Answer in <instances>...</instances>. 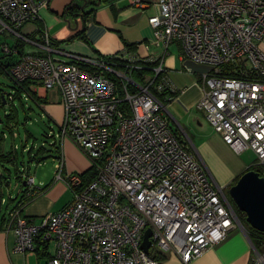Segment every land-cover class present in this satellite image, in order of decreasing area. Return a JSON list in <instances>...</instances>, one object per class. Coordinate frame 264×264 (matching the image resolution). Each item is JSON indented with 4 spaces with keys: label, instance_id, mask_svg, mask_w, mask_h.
<instances>
[{
    "label": "built area",
    "instance_id": "built-area-1",
    "mask_svg": "<svg viewBox=\"0 0 264 264\" xmlns=\"http://www.w3.org/2000/svg\"><path fill=\"white\" fill-rule=\"evenodd\" d=\"M49 1L0 0V34L8 29L15 41L45 50L24 51L9 73L17 82L32 80L58 90L60 131L90 158L96 173L89 180L63 173L60 159L54 177L73 198L38 222L21 214L24 199L42 190L34 174H26L23 196L4 219L15 235V250L33 252L40 238L53 247L45 264H163L156 255L167 250L189 263L232 230L245 231L226 188L215 183L163 114L156 93L167 92L170 99L175 91L165 80L163 60L148 58L158 61L153 72L159 81L147 77L139 84L126 71L136 67L134 58L115 55L127 61L126 70L119 71L115 61L54 48L46 28L38 41L21 34L26 22L41 19ZM156 5L148 18L152 43L165 53L177 44L185 57L207 66L197 107L224 143L237 153L252 149L264 167V53L258 46L264 37V0H158ZM6 38L0 50L12 54L15 44ZM147 228L146 252L141 243ZM256 257L261 263L263 256Z\"/></svg>",
    "mask_w": 264,
    "mask_h": 264
},
{
    "label": "crops",
    "instance_id": "crops-1",
    "mask_svg": "<svg viewBox=\"0 0 264 264\" xmlns=\"http://www.w3.org/2000/svg\"><path fill=\"white\" fill-rule=\"evenodd\" d=\"M157 1L139 0V4H134L131 0H94L92 3L83 4V0H56V2L50 0L46 8L48 11L43 9L41 19L34 23L40 24L41 29L46 28L52 46L60 51L91 58L118 54L142 61H146L148 58L162 59L165 80L175 90L170 99L165 97L162 110L170 126L180 138L187 142L208 171L209 166L213 167V165L214 169L223 167L230 170L228 164L218 159V155L223 151L230 150L228 145L224 143L217 132L211 130L204 133L203 125L205 123L201 121L199 114L202 111L197 107V101L201 96V74L207 70V66L185 57L177 44L170 45L165 53L163 48L155 46L151 41L152 27L148 23V18L157 12ZM77 5H83V8L79 9ZM60 17L61 19H59ZM23 27L20 29L21 34L36 41L40 39L41 30L38 25L37 38L22 33ZM6 41L10 43L8 37ZM33 45L35 48L23 49V52L45 54L44 49ZM258 46L264 53V37L259 41ZM20 55L16 54V58L19 59ZM53 56L66 58L60 53H53ZM9 61L13 60L9 59ZM9 61L8 59L7 61L6 59L1 60L2 63H9ZM29 89L35 90L40 97L38 99L41 103L37 101L36 103L43 111L42 115L48 122L47 127L54 134L51 142L55 141V146L50 152L53 153V157L50 155L48 158L50 163L45 165L47 168H42L40 173L39 171L34 173L35 184L42 190L21 208L23 216L30 218L33 222H38L42 215L61 210L73 198L72 191L65 183L54 177L59 160L62 161L63 173L80 174L90 168L91 160L69 136L60 131L63 106L58 90L56 88L45 90L34 82H30ZM3 152H7V150L1 148L0 153ZM2 170L0 169V171ZM44 171L45 173H43ZM212 172L214 171L212 170ZM238 175L232 180H220L216 175L214 179L218 184L229 186ZM5 183H7V179L2 180L1 190ZM25 186L22 185L23 188L20 190L22 194ZM62 195L64 199L61 198ZM4 203L6 204V196L3 194L0 199V264H45L53 253L50 243H46L45 247L33 252L15 250V235L4 226V218L9 208L8 206L3 209ZM256 255L257 253L245 231L232 230L221 242L208 248L189 263L182 262L172 250L164 251V258L161 261L163 264H264L263 261L256 262Z\"/></svg>",
    "mask_w": 264,
    "mask_h": 264
},
{
    "label": "rangeland",
    "instance_id": "rangeland-1",
    "mask_svg": "<svg viewBox=\"0 0 264 264\" xmlns=\"http://www.w3.org/2000/svg\"><path fill=\"white\" fill-rule=\"evenodd\" d=\"M53 2H56V0H53ZM44 10L48 11V9L46 8ZM50 14L54 15L53 13ZM59 19H61V17ZM23 26L24 27L21 30L22 33L29 34L37 38L38 36L37 25L34 22H26ZM8 31L9 30L6 29L3 34H0V41L3 40V35H6L10 39V46H13L15 42V38L11 36ZM33 48H35V46L32 43L28 41L25 42L24 49H33ZM0 57H3V60L6 59V61L7 59L11 58V56H7V55L4 56V53L1 50H0ZM119 71H124V70L119 69ZM147 77L148 74L144 76V79ZM14 87H15V83L10 78L9 75L0 74V90L2 92H11ZM21 99L24 109L17 108L18 115L17 117H13L12 121L10 122L17 121L18 124L16 125L12 123L13 125H15L12 130L7 128L11 125V123L8 124L9 122L7 120V117H5L6 116L5 114L10 113L11 107L8 104L0 106V117L2 119V121H0V151L1 148H4L7 151L12 150L13 153L16 154L17 166L19 169L18 174H20V176L24 180L26 174H34L37 171H39L40 173L42 168H47L45 165L50 163V160L48 159L49 158L48 154L51 156L53 155V153H48V150H50L51 152L53 148L49 145L51 137L47 136V133L50 132L51 129L47 127L48 122L46 121L45 117H43L42 115L43 111L41 107L36 102H34L32 98H30L29 96H27V98L25 99L24 97ZM15 103H17V99ZM199 114L202 119L201 121L205 123V125H203L204 133H207L211 130L214 131L212 125L208 122L205 116H203L204 114L202 113ZM11 131H13V133H11ZM2 136H4V138ZM228 149L230 150L223 151L220 155H218V159L223 160L226 164H228L230 170L224 169L223 167H215L214 169L213 168L214 165L213 167L209 166V171L211 170V172L208 171L209 175L213 178V180L218 186L225 188L227 187L226 185H222L220 183L218 184V182L214 179L216 178V176L220 180L222 179L232 180L235 178L236 175L240 174L248 166H250V168L247 170L256 169L258 170V172L264 171V167L258 164L256 154L252 149L248 148L239 153L233 151L230 147ZM45 156L47 157L44 158L43 160H40ZM51 159H55V158H51ZM205 163L207 164L206 161ZM7 167L10 169V177L6 178L7 183L3 184L2 186V192L6 196V204L4 203L2 205L3 209H5L8 206L11 209L13 206H15L17 200L20 198L22 194L20 192L21 190L20 182H18L15 177L14 165L11 163H7ZM212 170L214 172H212ZM1 173L6 174V172L3 170L1 171ZM43 173H45V171ZM220 180L219 182H222ZM226 189H225V194L228 202L230 203V205L234 204L231 198L227 195L228 189L227 190ZM61 198L64 199L63 195L61 196ZM235 230H242V229L239 227L238 229ZM262 258H264V255Z\"/></svg>",
    "mask_w": 264,
    "mask_h": 264
},
{
    "label": "trees",
    "instance_id": "trees-1",
    "mask_svg": "<svg viewBox=\"0 0 264 264\" xmlns=\"http://www.w3.org/2000/svg\"><path fill=\"white\" fill-rule=\"evenodd\" d=\"M37 25H38V28L41 30L40 24H37ZM14 44H15L16 51L14 53H12V54H14L15 56H13L12 54H7V53H4L3 52L4 53V56L5 55L11 56V58H9V59L10 60H13V61L10 62L9 59H8L9 63H2L1 60L3 59V57H0V74L9 75L10 78L15 83V87L12 89L11 92H2L0 90V106L5 105V104H8L11 107L10 113L9 114L8 113L5 114L6 115L5 117H7V120L9 122L8 124L11 123V125L9 127H7V128L8 129H11V130L15 126L13 124H16V125L18 124L17 121L16 122H14V121L13 122H10V121H12L13 117H17V115H18L17 108L24 109L21 98L24 97V99H25V98H27V96H29L30 98H32V100L34 102L37 101L38 103H41L40 102V99H38L40 97H38V95L35 92V90H33V89L30 90L29 89L30 82H34L35 83V81H32V80H24V81H21V82H17V81H15L11 77V75L9 73V70H10L11 65H13L18 60L16 58V54H21V52H23L25 41L16 39V41L14 42ZM14 44H13V46H14ZM17 49L19 50L18 53H17ZM103 58H105L106 60L115 61L116 62V67H115L116 69H118V70L119 69L126 70V68H125V63L127 62L126 59L124 61L122 59H119V58L115 57V55L106 56V57H103ZM157 62L158 61L153 62V61L133 60V63L136 65V67H133V68L131 67L129 70H126V71H127L128 75L134 81H136L139 84H142L145 81L144 76L146 74H148V77L154 78L153 67L157 64ZM229 69H231V68L229 67ZM112 78L115 80V82L117 84V87H118V90H119V94L120 95H123V90L121 88V81L119 80V78H117L114 75H113ZM159 78H160V74H158L154 78V81L155 82L159 81ZM129 90L130 91H134L135 90V87L132 86V85H129ZM167 94H168L167 92L156 93V96L164 104V102H165V96H167ZM171 94L173 95L174 94V91L171 92ZM16 99H17V103H15ZM121 105L125 107L126 104L123 103ZM0 121H2L1 117H0ZM11 133H13V131H11ZM3 135H5V134H3ZM53 135L54 134L51 131L47 133V136L48 137H51V139L54 138ZM2 137L4 138V136H2ZM51 139H50L49 145L53 148L55 146L54 145L55 144V141L54 142H51ZM52 148H51V150H52ZM48 153H50V150H48ZM48 156H50V155L48 154ZM46 157L47 156L43 157L40 160H43ZM7 163H11V164L14 165V167H15V170L14 171H15L16 180L19 181L21 184L23 182V179L20 176V174H17V173H19V169H18V166H17L16 154L13 153L12 150L7 151V152L0 153V169H3V171L6 172V174H3L0 171V199L3 196V193H2V190H1V185H2V180L1 179H6V178L10 177V169L7 167ZM256 171H258V170H256ZM7 173H8V175H7ZM95 173H96V169L94 168L93 165H91L90 168L86 172L82 173V176L84 177L85 180H89V179H91V178H93L95 176ZM235 180L233 181V183L235 182ZM21 184H20V186H21V189H22L23 187H22ZM22 196L23 195H21V197ZM34 196L35 195H33L31 197H28L27 199H24V202L22 204L24 205L26 202H28L29 200H31L32 197H34ZM231 206H232V208H233V210H234L237 218L245 226L246 233L248 234V236H249V238H250V240L252 242V245H253L256 253L263 256L264 255V232L263 231H258L256 229L252 228L251 226H249L246 223V221H245L244 214L241 211H239L234 204H231ZM41 247H45V242L42 241L40 238H38L37 239V247H36V250H40ZM156 258L159 259V260H162L164 258V256H163V254L162 255L161 254H157L156 255ZM263 262H264V258H263Z\"/></svg>",
    "mask_w": 264,
    "mask_h": 264
},
{
    "label": "water",
    "instance_id": "water-1",
    "mask_svg": "<svg viewBox=\"0 0 264 264\" xmlns=\"http://www.w3.org/2000/svg\"><path fill=\"white\" fill-rule=\"evenodd\" d=\"M77 7L82 9L83 5H77ZM22 185H25V181L22 182ZM226 188L228 189H226L227 195L237 209L245 214L246 223L252 228L264 232V177L254 169L245 170L238 175L234 183ZM241 225L245 229L242 223ZM150 235L151 230L147 228L141 243V247L146 252L150 246ZM246 235L252 244L247 233Z\"/></svg>",
    "mask_w": 264,
    "mask_h": 264
}]
</instances>
